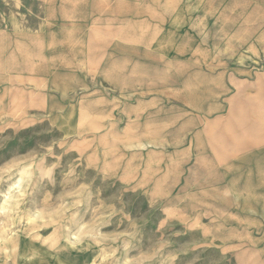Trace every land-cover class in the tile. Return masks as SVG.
I'll return each mask as SVG.
<instances>
[{"label": "rangeland", "instance_id": "1", "mask_svg": "<svg viewBox=\"0 0 264 264\" xmlns=\"http://www.w3.org/2000/svg\"><path fill=\"white\" fill-rule=\"evenodd\" d=\"M0 264H264V0H0Z\"/></svg>", "mask_w": 264, "mask_h": 264}, {"label": "crops", "instance_id": "2", "mask_svg": "<svg viewBox=\"0 0 264 264\" xmlns=\"http://www.w3.org/2000/svg\"><path fill=\"white\" fill-rule=\"evenodd\" d=\"M197 145H199V143ZM198 148H201V146L200 147L198 146Z\"/></svg>", "mask_w": 264, "mask_h": 264}]
</instances>
